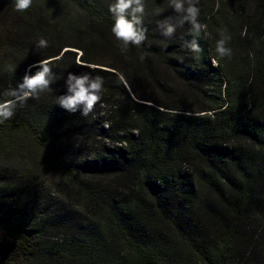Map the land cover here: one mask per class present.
<instances>
[{"label":"trees","instance_id":"obj_1","mask_svg":"<svg viewBox=\"0 0 264 264\" xmlns=\"http://www.w3.org/2000/svg\"><path fill=\"white\" fill-rule=\"evenodd\" d=\"M112 3L0 0V94L39 60L55 76L0 122V264H264V0H199L198 35L144 0L126 53ZM69 73L103 78L86 117L57 104Z\"/></svg>","mask_w":264,"mask_h":264},{"label":"clouds","instance_id":"obj_2","mask_svg":"<svg viewBox=\"0 0 264 264\" xmlns=\"http://www.w3.org/2000/svg\"><path fill=\"white\" fill-rule=\"evenodd\" d=\"M170 2L177 13L183 14L181 24L189 22L197 35L202 31L206 34L207 25L201 24L198 20L200 15V8L197 6L199 0H170ZM14 4L17 12H25L32 6L33 0H14ZM108 10L114 18L111 31L116 40L121 42V53H126L130 45L139 47L146 41L148 29L143 26L144 0H114V3L109 5ZM159 27L161 34L165 37H172L177 29L175 24L167 22L160 23ZM219 35L220 38L215 45V53L219 59H212L214 67L219 66L220 59L231 58L233 54L232 48L228 46L232 37L226 33V30L220 31ZM242 35H246V30ZM47 44V40L41 38L37 47L44 48L47 47ZM187 47L193 53L201 51L196 39L188 42ZM80 55L82 56L83 53L81 52ZM140 59L143 60L144 57H140ZM76 62L77 64L81 63L79 57H77ZM51 63L50 59H44L29 65L22 81H19L16 87L11 90L0 94V122L11 119L18 106L26 105L30 99H38L40 93L50 87L55 79L50 67ZM89 67L95 66L89 65ZM33 69H36L34 73ZM121 79H123L122 76ZM103 87L104 81L100 76L93 78L89 74L69 73L66 80L67 91L57 97V104L73 113L82 108L81 115L86 117L93 112L101 101Z\"/></svg>","mask_w":264,"mask_h":264},{"label":"rangeland","instance_id":"obj_3","mask_svg":"<svg viewBox=\"0 0 264 264\" xmlns=\"http://www.w3.org/2000/svg\"><path fill=\"white\" fill-rule=\"evenodd\" d=\"M2 237V229L0 228V238Z\"/></svg>","mask_w":264,"mask_h":264}]
</instances>
